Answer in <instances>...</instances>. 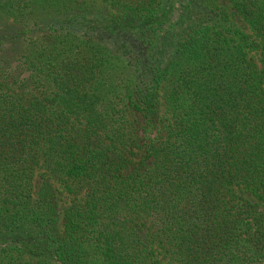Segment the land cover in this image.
Masks as SVG:
<instances>
[{
  "label": "trees",
  "instance_id": "16d2710c",
  "mask_svg": "<svg viewBox=\"0 0 264 264\" xmlns=\"http://www.w3.org/2000/svg\"><path fill=\"white\" fill-rule=\"evenodd\" d=\"M95 1L0 0V264H264V0Z\"/></svg>",
  "mask_w": 264,
  "mask_h": 264
},
{
  "label": "rangeland",
  "instance_id": "374dc122",
  "mask_svg": "<svg viewBox=\"0 0 264 264\" xmlns=\"http://www.w3.org/2000/svg\"><path fill=\"white\" fill-rule=\"evenodd\" d=\"M87 1L92 2L95 0H87ZM96 2L97 4L98 3L101 4V0H96L95 3ZM220 4H221L220 6L222 7V9L225 11L224 12L225 16L229 17L230 13L233 12V9L232 11L229 10L230 4L226 0H221ZM235 16L236 17L232 19V22L235 24V26H238L240 24V20H239L240 18L237 15ZM18 22H21V21H18ZM244 30L248 31L247 27ZM32 38L35 39V37H32ZM81 50H82L81 53L85 56H96V57H98L97 55L99 53L103 54L104 52H106L105 50H103L101 46L91 45L90 43L82 44ZM108 63L111 64V67L109 68L110 71H112L110 73V79L111 81L114 82L113 84L114 87H111V89L114 91L112 92L108 90L104 92L102 102L103 104L117 105L118 107H121L125 103L129 102L127 93L131 91L128 88L132 85V82H131L132 77L129 71L130 69L128 65L125 64V62H123L122 60H111V61H108ZM171 78L172 80H174V83H175V79L173 77ZM166 79L169 80L170 79L169 76ZM168 80H165L163 84H161L162 92H163V89L167 90L168 92L169 89L168 87H166V85H168V83L172 81V80L171 81H168ZM174 83L172 85H174ZM137 120L139 121L140 125H142V119L139 118ZM42 174H46L47 176H49L53 183L58 207L60 209V213L64 211V209L70 207L71 205L82 201L83 191L81 190L77 182L67 181L65 177L59 178L58 176H55V175L53 176L50 172L47 171V169L41 168L38 170V173H37V179L35 180L36 184H38L40 177H42ZM59 219L60 220L56 224L57 228H61V225L63 222V218L61 214H60Z\"/></svg>",
  "mask_w": 264,
  "mask_h": 264
}]
</instances>
